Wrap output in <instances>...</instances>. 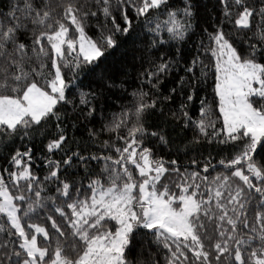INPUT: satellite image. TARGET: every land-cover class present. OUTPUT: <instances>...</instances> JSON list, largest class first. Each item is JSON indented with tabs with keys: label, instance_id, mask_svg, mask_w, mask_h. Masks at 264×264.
<instances>
[{
	"label": "snow or ice",
	"instance_id": "obj_1",
	"mask_svg": "<svg viewBox=\"0 0 264 264\" xmlns=\"http://www.w3.org/2000/svg\"><path fill=\"white\" fill-rule=\"evenodd\" d=\"M0 159V264H264V0H0Z\"/></svg>",
	"mask_w": 264,
	"mask_h": 264
},
{
	"label": "trees",
	"instance_id": "obj_2",
	"mask_svg": "<svg viewBox=\"0 0 264 264\" xmlns=\"http://www.w3.org/2000/svg\"><path fill=\"white\" fill-rule=\"evenodd\" d=\"M113 2H115V0H113ZM202 2H205V0H202ZM102 19V17H101ZM97 21H92V27L88 30L89 31V35H92L93 37H95L97 35V31L95 28ZM201 37L199 36V34L197 33L196 36L193 37L192 40L189 41V45L193 47L194 49V45H193V41H198ZM206 40V38H205ZM124 59V54L121 52V50H116L114 52L111 53L110 55V60L113 61L114 63H119L121 60ZM205 63H208V61L206 60ZM213 86H214V81L212 76H209L208 82L206 85H202V90L200 91L199 95L200 96H207L208 97V101L211 102L212 100V95H213ZM172 87L171 82H167L164 85V90L166 91L167 88ZM198 101H197V105H198ZM191 114L193 115V117L195 118L198 115V108L196 106H193L191 109ZM219 126V124L217 125ZM36 151L39 152V147L37 146ZM4 161L2 159H0V164H3ZM33 170L37 171L41 176H43L45 174L44 171V165L40 162V161H35L34 165H33Z\"/></svg>",
	"mask_w": 264,
	"mask_h": 264
}]
</instances>
